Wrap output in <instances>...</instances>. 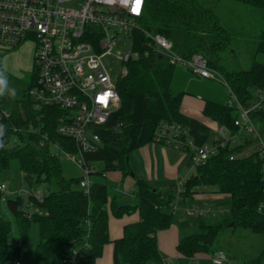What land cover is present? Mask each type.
<instances>
[{"label": "trees", "instance_id": "16d2710c", "mask_svg": "<svg viewBox=\"0 0 264 264\" xmlns=\"http://www.w3.org/2000/svg\"><path fill=\"white\" fill-rule=\"evenodd\" d=\"M222 1L225 12L217 8ZM245 10L251 16L262 14L263 25L256 35L255 54H264V0H146L139 24L142 30L167 38L173 49L184 57L202 54L208 65L222 75L239 102L248 105L252 89L264 91V65L252 60L248 68L232 71L219 64L220 53L236 43L237 35L233 20L228 15L225 19L223 13L239 12L247 17ZM145 41L142 31H135L134 48L138 57L125 63L127 72L116 82L120 108L102 127L99 149L84 155L90 170L88 193L79 185L81 176L63 175L60 156L50 148L51 143H57L76 152L74 143L56 132L60 109L34 108L28 95L35 83L33 67L31 81L19 97L0 96L3 129L0 141L4 145L0 148V171L9 166L11 159H17L24 180L29 183L41 180L50 186L40 196H28V201L44 209L45 214L28 213L27 201L19 193L5 201L9 218L0 217V264L13 259L19 264V250L26 242L31 223L38 227L33 264H66L71 257L74 264H95L103 245L111 241L107 231L109 213L121 217L132 211H137L139 220L126 224L122 235L112 241L113 263L167 264L158 250L156 233L171 226L176 198L188 197L199 187L228 194L229 216L215 223L199 222L192 233L180 236L176 244L178 253L190 258L209 254L217 235L227 228L264 233V212L257 211L264 203V156L256 150L229 158L240 153L249 141L242 144L213 141L216 151L194 167V173L183 181L180 189L171 183L168 189L160 190L137 179L132 190L136 202L132 205L121 204L107 183V172L119 171L122 177L130 173L133 150L152 141L165 143L171 139L174 135L170 127L180 129V136L176 137L181 143L191 140L196 146H202L208 138L207 126L179 110L186 92L172 89L175 66L168 64L166 58ZM204 101L202 113L205 116L225 126L230 135L238 133L234 125L237 110L228 106L227 100ZM4 110L8 116L2 115ZM252 118L256 119L254 124L264 143V107L253 112ZM11 136L17 140L8 147ZM180 148L189 150L185 145ZM243 264H264V246L258 257Z\"/></svg>", "mask_w": 264, "mask_h": 264}, {"label": "built area", "instance_id": "2783aa9c", "mask_svg": "<svg viewBox=\"0 0 264 264\" xmlns=\"http://www.w3.org/2000/svg\"><path fill=\"white\" fill-rule=\"evenodd\" d=\"M145 1L140 0L137 12V0H0V48L16 46L25 40L34 43L32 61L36 77L34 85L28 90L29 98L34 108L54 106L60 109L56 132L70 139L76 152H70L57 143H51L50 148L82 171L79 185L85 193L89 192L90 170L84 155L99 149L102 127L120 108L116 82L127 72L125 63L138 57L134 48L135 31L140 29L146 38L144 43L154 47L168 64L182 66L201 79L219 76L226 84L202 54L193 53L184 57L161 34L140 28L139 19ZM127 40L131 43L130 49L114 54L115 45L124 44ZM112 54L123 64L122 73L115 80L111 79V70L103 61ZM227 89L229 96L226 103L237 110L234 125L238 131L246 129L256 134L261 146L259 150L264 156V143L252 118L253 112L264 107V91L256 90L249 104L244 105ZM8 114L6 110L2 112L4 116ZM170 132L174 136L166 143L181 150L180 147L188 146L193 167L216 151L217 146L213 143L211 147L205 144L196 146L191 140L181 143L177 138L180 134L178 127H170ZM216 133L218 136L213 141L235 143L234 135L226 137L229 132L225 126H219ZM238 154L229 158L239 157ZM182 183L178 182L177 189L182 187ZM5 191L6 186L0 183L1 201H4ZM208 211L194 206L187 208L186 214L201 216ZM257 211L264 212V203L258 206ZM211 261L213 264H230L222 250L214 252ZM74 263L72 257L66 262Z\"/></svg>", "mask_w": 264, "mask_h": 264}, {"label": "rangeland", "instance_id": "374dc122", "mask_svg": "<svg viewBox=\"0 0 264 264\" xmlns=\"http://www.w3.org/2000/svg\"><path fill=\"white\" fill-rule=\"evenodd\" d=\"M225 7L226 6L223 1L217 6L218 11L222 12H225ZM236 10H238V8H236ZM239 12H234L235 14L229 12L223 13L225 19L228 15V18H231L233 20L237 35L236 43L231 46L229 50H224L220 53L219 64L232 71L248 68L252 60H255L256 62L264 65V54H255L256 35L263 25L262 14L258 12L256 15L251 16L246 11V17V15H241V13ZM130 47L131 43L129 40H127L124 44H116L113 48V53L115 54V52L117 51H127L130 49ZM33 49L34 43L30 40L22 41L16 46L0 48V73L3 74V84H0V88L15 90L14 95L6 91L3 96L17 98L19 97V93L26 89L27 85L30 83L33 67ZM103 61L105 65L111 70V79L115 80L116 77L120 73H122L123 64L119 60H117L113 54L107 55ZM174 72L176 75L174 76L172 82L173 90H182L186 93L188 92V95L193 96L200 95L203 97V99H209L215 102H226L229 96L228 89L226 84L221 81L219 76L215 75V78L213 79H198L182 66H175ZM220 76L222 77L221 74ZM251 91V95L253 98L256 94L253 89ZM255 120L256 119H253V121ZM216 131L215 129L214 131L212 129L209 130L208 138L205 143L206 146H213V140L218 136V133H216ZM229 136L230 134H227L226 137ZM234 137V144H242L245 140L249 141V144L244 146L241 152L238 154L239 156L247 155L261 148L256 134L253 132H249L246 129H241L237 134L234 135ZM16 140L17 139L15 136H11L7 146L12 147L15 144ZM60 160L63 168V175L65 177H75L82 175V171L73 163L62 157H60ZM96 167H99V165H97ZM0 183H3L6 186V191L4 192V201L0 200V217L2 219L9 218L5 210V201L7 199H14L16 197V193L22 195L23 198L27 201L28 207L25 210L28 213H46L44 209L38 208L34 204L30 203L28 201V196L30 194L40 196L45 193L50 186L46 182L41 180H34L31 183L24 180L23 172L19 168L17 159H11L9 162V166L6 169H2L0 171ZM177 185L178 183L175 184L176 188ZM197 189L212 190L210 187H199ZM180 197L184 196L180 195L178 196V199ZM228 202L230 203V199L227 200V204ZM189 204L187 206L188 208L194 207L193 202L189 201ZM207 205L196 204V206L198 207ZM206 209V207L201 208V211ZM208 210L209 211L207 213L203 212L204 214H202L201 216L188 215V217L186 213L185 215L193 221L197 219V223H215L229 216L228 212L226 213V216H224L223 214L218 216L209 208ZM195 229L196 227H194V229L182 231L181 236L190 234ZM37 241L38 227L36 223H31L28 230L26 242L21 246L19 250V255L17 258L19 264H33V253ZM263 246L264 233H253L238 227L233 229L227 228L217 235L215 241L209 248V255L213 250H222L229 257L230 264H243L246 261L258 257L262 251ZM15 261V259L10 260L7 264H15Z\"/></svg>", "mask_w": 264, "mask_h": 264}, {"label": "crops", "instance_id": "0c3cea01", "mask_svg": "<svg viewBox=\"0 0 264 264\" xmlns=\"http://www.w3.org/2000/svg\"><path fill=\"white\" fill-rule=\"evenodd\" d=\"M187 93L183 95L179 106L181 114L216 131L219 125L202 113L205 102L203 97L200 95H188ZM130 169V173L123 177L119 171L105 174L107 183L111 186L114 194L118 196L121 204L132 205L136 202L132 190L137 179L144 180L153 188L161 190L168 189L171 183L183 182L194 173L189 152L182 151L173 144L160 141H152L133 150L130 153ZM228 199V194L217 193L209 189H196L188 197L177 198L172 209L173 220L171 226L156 233L158 250L165 258L164 260L167 264H213L209 254H197L191 258L185 257L177 252L176 244L182 231L194 229V227L197 228L198 226L197 219L193 221L188 218V215V217L185 215L189 201L193 202L194 206L196 204H209L210 206L197 207L199 209L206 207L218 216L222 214L226 216V213H229ZM138 220L139 214L137 211H132L121 217H116L109 213L107 231L111 241L103 245L102 254L97 258L95 264H114L112 241L122 235L123 227L126 224L134 223ZM227 258L229 261L228 256Z\"/></svg>", "mask_w": 264, "mask_h": 264}, {"label": "clouds", "instance_id": "9594fccd", "mask_svg": "<svg viewBox=\"0 0 264 264\" xmlns=\"http://www.w3.org/2000/svg\"><path fill=\"white\" fill-rule=\"evenodd\" d=\"M3 74L0 73V84H3V78H2ZM9 92L10 94L14 95L15 94V90L14 89H4V88H0V96H3L5 94V92ZM3 135V129L2 126H0V136ZM4 145L2 143V141H0V148H2Z\"/></svg>", "mask_w": 264, "mask_h": 264}, {"label": "snow or ice", "instance_id": "6c2138e0", "mask_svg": "<svg viewBox=\"0 0 264 264\" xmlns=\"http://www.w3.org/2000/svg\"><path fill=\"white\" fill-rule=\"evenodd\" d=\"M139 4H140V0H137V6H136V11L138 12L139 11Z\"/></svg>", "mask_w": 264, "mask_h": 264}, {"label": "water", "instance_id": "95a60500", "mask_svg": "<svg viewBox=\"0 0 264 264\" xmlns=\"http://www.w3.org/2000/svg\"><path fill=\"white\" fill-rule=\"evenodd\" d=\"M117 136H118V134H117Z\"/></svg>", "mask_w": 264, "mask_h": 264}]
</instances>
